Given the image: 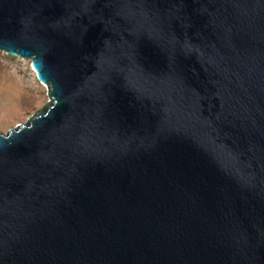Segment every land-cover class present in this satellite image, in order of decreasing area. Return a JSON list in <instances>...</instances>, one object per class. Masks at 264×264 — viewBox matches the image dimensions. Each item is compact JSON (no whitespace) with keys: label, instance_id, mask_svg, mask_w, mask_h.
Masks as SVG:
<instances>
[{"label":"water","instance_id":"water-1","mask_svg":"<svg viewBox=\"0 0 264 264\" xmlns=\"http://www.w3.org/2000/svg\"><path fill=\"white\" fill-rule=\"evenodd\" d=\"M50 99L0 132V264H264V0H0Z\"/></svg>","mask_w":264,"mask_h":264},{"label":"rangeland","instance_id":"rangeland-1","mask_svg":"<svg viewBox=\"0 0 264 264\" xmlns=\"http://www.w3.org/2000/svg\"><path fill=\"white\" fill-rule=\"evenodd\" d=\"M31 60L0 52V132L24 124L50 99L37 77Z\"/></svg>","mask_w":264,"mask_h":264}]
</instances>
